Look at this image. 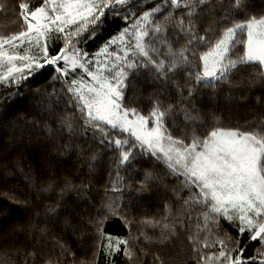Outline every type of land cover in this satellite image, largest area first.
<instances>
[{"label":"snow or ice","instance_id":"1","mask_svg":"<svg viewBox=\"0 0 264 264\" xmlns=\"http://www.w3.org/2000/svg\"><path fill=\"white\" fill-rule=\"evenodd\" d=\"M145 2L18 0L9 8L0 0V12L11 11L21 22L19 31H0V86L18 89L50 66L52 79L62 83L66 103L75 109L61 118L59 130L70 140L91 131L92 138L98 135L117 152L109 190L123 193L130 187L119 168L139 150L180 180L174 191L182 199L181 209L174 212L166 204L164 215L135 220L118 210L121 197H109L101 214L87 222L95 235L90 256H77L57 240L58 251L42 261L35 250L17 246L0 250V264H98L101 251L107 264H113L111 258L117 254L123 255L125 264H143L148 248L169 244L178 238V228L185 232L196 264H264V121L252 128H229L216 120L208 127L192 103L197 85L211 88L230 82L243 67L264 77V14L250 13L247 0H154L151 8L137 14ZM111 17L122 19L125 26L89 54L82 45L94 39ZM56 42H62L58 49ZM138 69H151L160 79L171 80L177 104L157 96L145 112L125 103L129 76ZM180 75L183 84L177 79ZM177 112L186 129L182 135L171 130ZM69 148L65 145L63 150ZM147 187L145 182L138 190ZM185 188L189 194L181 198L179 192ZM74 189L65 183L60 199ZM51 190V185L44 189ZM117 215L124 220L127 236L104 231L106 221ZM221 220L238 238L223 230ZM241 240L247 242L241 246ZM253 241L260 244L256 255L245 257ZM151 264H166V259L153 252Z\"/></svg>","mask_w":264,"mask_h":264},{"label":"trees","instance_id":"2","mask_svg":"<svg viewBox=\"0 0 264 264\" xmlns=\"http://www.w3.org/2000/svg\"><path fill=\"white\" fill-rule=\"evenodd\" d=\"M4 2L9 8L18 5V0ZM153 2L146 0L142 7L136 9L137 14L151 8ZM247 3L250 13L264 14V0H247ZM20 23L13 12H0V31H19ZM124 26L122 19L108 18L94 39H89L82 47L89 54L94 53ZM61 46L62 42L54 44L56 49ZM54 75L51 67L46 66L18 89L0 86V250L17 246L35 250L38 261L58 251L54 248L57 240L65 242L77 256H90L95 235L87 222L101 214L109 197H121L118 210L135 220L164 215L166 204L174 212L182 207V199H177L174 191L179 189L180 180L163 163L151 155L139 154V150L134 151L135 158H130V163L119 168L124 184L130 187H126L123 193L109 190L110 178L115 176L117 152L106 142L101 143L98 135L92 138L91 131L77 134L70 140L66 131L59 130L61 118L71 115L75 109L66 103L62 83L54 81ZM177 79L181 84L185 82L183 75ZM129 81L125 103L145 112L157 96L174 105L179 100L171 80L160 79L151 69L134 71ZM196 87L192 103L208 127L216 120L229 128H252L264 121V77H258L251 68L239 69L230 82L211 88ZM175 120L177 123L171 126V130L174 135H182L186 130L182 114L177 112ZM80 127L77 123L78 133ZM49 128L53 130L51 135ZM65 145H70L67 151L63 150ZM149 175L155 179L146 180ZM67 182L75 189L60 199V191ZM145 182L147 190H138ZM49 185L52 190L44 191ZM81 185L86 187L81 188ZM188 194L186 188L179 192L181 198ZM53 207L56 211L49 212ZM221 225L234 239L238 238L226 221L221 220ZM135 227L133 225V230ZM104 231L113 236L128 235L119 215L106 221ZM177 231L178 238H173L169 244H154L150 248L145 245L149 255L143 258V264H151L153 252H159L166 259V264H196L191 259L185 232L179 228ZM246 242L241 240V246ZM259 246V241H253L244 256L256 255ZM107 259L101 251L98 264H107ZM111 259L113 264H125L122 254Z\"/></svg>","mask_w":264,"mask_h":264}]
</instances>
